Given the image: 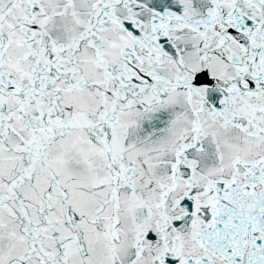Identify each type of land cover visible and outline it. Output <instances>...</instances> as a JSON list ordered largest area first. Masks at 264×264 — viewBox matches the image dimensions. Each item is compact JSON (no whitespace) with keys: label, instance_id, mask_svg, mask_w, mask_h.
<instances>
[{"label":"snow or ice","instance_id":"6c2138e0","mask_svg":"<svg viewBox=\"0 0 264 264\" xmlns=\"http://www.w3.org/2000/svg\"><path fill=\"white\" fill-rule=\"evenodd\" d=\"M0 264H264V0H0Z\"/></svg>","mask_w":264,"mask_h":264}]
</instances>
